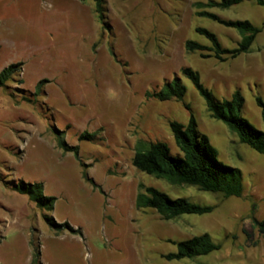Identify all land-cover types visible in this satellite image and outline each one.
I'll return each instance as SVG.
<instances>
[{"label": "rangeland", "instance_id": "rangeland-1", "mask_svg": "<svg viewBox=\"0 0 264 264\" xmlns=\"http://www.w3.org/2000/svg\"><path fill=\"white\" fill-rule=\"evenodd\" d=\"M197 1L208 0H105L100 19L94 0H0V70L18 64L0 87V264H264V235L254 222L264 219V153L213 119L181 73L183 66L197 70L218 99L240 90L241 115L264 131L256 103L264 101V6L206 8L261 27L249 52L219 61L186 51L184 42L209 45L197 26L227 48L240 35L196 15ZM175 76L186 87L183 100L153 96ZM190 112L218 159L240 169L241 196L170 184L132 165L141 143L163 141L176 154L169 122L186 123ZM22 181L41 183L43 195L55 197L53 208L14 190ZM139 184L214 209L164 219L135 206ZM204 232L220 249L164 257L174 242Z\"/></svg>", "mask_w": 264, "mask_h": 264}, {"label": "trees", "instance_id": "trees-1", "mask_svg": "<svg viewBox=\"0 0 264 264\" xmlns=\"http://www.w3.org/2000/svg\"><path fill=\"white\" fill-rule=\"evenodd\" d=\"M244 1H252L259 6H264V0L195 2L193 5L196 7V15L207 17L235 29L240 35V39L236 46L227 48L221 44L214 32L203 26H197L196 32L204 36L209 41V45L187 39L184 42L185 50L188 52L198 51L202 57H213L219 61H226L249 52L261 27L248 19H223L218 14L206 9L229 8ZM94 3L96 14L100 19L104 18L105 0H94ZM17 67L18 64L12 63L0 70V87L7 85V81L12 78ZM181 73L191 81L198 94L203 98L206 109L213 119L223 122L240 143L259 153H264V131L255 127L241 115L244 98L240 90L233 91L229 98L218 99L201 82L197 70L190 66H183ZM44 81L39 80L36 83L35 94L41 93ZM185 94V85L178 76H175L172 80L167 81L161 89L154 92L153 96L161 101L170 99L181 101ZM256 103L261 109V117L264 121V101L260 97H256ZM169 128L178 152L173 154L168 144L163 141L138 144L131 158V163L137 170L164 179L170 184L195 186L201 191L220 193L224 197L242 195L243 183L240 169L218 159L216 148L210 143L208 136L199 131L195 115L192 112L189 113L186 123L172 120L169 122ZM81 137L90 138L92 135L83 134ZM138 188L134 201L135 206L151 208L164 219L175 218L183 214L202 215L210 213L214 209V205L200 204L186 197H170L164 191L151 185L139 184ZM13 189L19 193L27 194L40 208L47 210L53 208L55 197L43 195L41 183L22 181L15 184ZM46 220L52 227L70 229L66 222L56 223L50 217H46ZM254 222L259 234L264 235V219H255ZM174 243L176 250L164 255L168 260L194 259L221 247L206 232Z\"/></svg>", "mask_w": 264, "mask_h": 264}]
</instances>
